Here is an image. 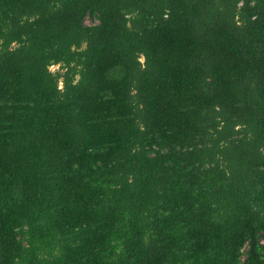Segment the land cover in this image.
Returning a JSON list of instances; mask_svg holds the SVG:
<instances>
[{"label": "trees", "instance_id": "trees-1", "mask_svg": "<svg viewBox=\"0 0 264 264\" xmlns=\"http://www.w3.org/2000/svg\"><path fill=\"white\" fill-rule=\"evenodd\" d=\"M0 264H264V0H0Z\"/></svg>", "mask_w": 264, "mask_h": 264}, {"label": "rangeland", "instance_id": "rangeland-1", "mask_svg": "<svg viewBox=\"0 0 264 264\" xmlns=\"http://www.w3.org/2000/svg\"><path fill=\"white\" fill-rule=\"evenodd\" d=\"M94 23H97V22L92 20V18L89 17V18L86 19V24L87 25H92ZM142 61H144V59H142ZM58 69H59V66H54V67L51 68L52 71H55V70H58Z\"/></svg>", "mask_w": 264, "mask_h": 264}]
</instances>
